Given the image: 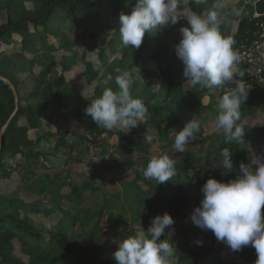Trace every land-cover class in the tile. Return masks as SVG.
Masks as SVG:
<instances>
[{
  "label": "trees",
  "instance_id": "16d2710c",
  "mask_svg": "<svg viewBox=\"0 0 264 264\" xmlns=\"http://www.w3.org/2000/svg\"><path fill=\"white\" fill-rule=\"evenodd\" d=\"M33 2L35 5L33 10H27L24 6H18V8L14 6L13 8L11 3L8 5L7 19L0 23V42L10 43L12 37L18 35L22 53L34 46L32 45L33 40H37L42 49L50 55L62 47L73 48L76 45L78 33H85L84 29H77L72 26L74 21L86 16L90 21L102 24L108 20L109 8H113L112 13L114 15L120 16L121 13L130 14L135 5V0H33ZM193 2L190 0L191 5L194 4ZM205 2L194 9L195 13L202 15V11L213 8L216 0H205ZM245 5H247L248 13L241 19L234 34L230 33L232 24L230 18L222 20L221 24L222 34L235 41L234 48L236 51L249 47L255 40L264 38L262 37V35L264 36V0H236L233 7L240 9ZM178 23L186 26L184 20ZM71 33L75 34L71 35ZM49 35L57 39V44L49 41ZM146 35L147 32L144 38ZM152 40V47L156 48L157 43L154 38ZM32 49L33 52L37 51L34 47ZM138 49L129 46L128 49L125 47L122 50L120 60L109 69L103 79L99 80V89L111 87L114 91H118L115 77L120 71L128 69L125 65ZM170 57V63L161 73V79L166 84V98L157 99L151 85L146 84L139 97L148 109L145 120L128 130L129 134L134 135L135 138L133 139L128 137L125 130H115L120 143L114 148L115 154H110L103 166L105 170L110 171V174L115 176L132 170L136 160L145 159V163L142 164V167L145 168L151 156L170 151L168 154L177 161V175L172 181L157 183L154 179H145V186L142 187L138 184L141 177L135 175L132 181L126 185L125 192L127 199L131 201L134 208L132 213L135 216L139 213V208L153 209L157 215L167 212L178 224L179 234L185 236L187 224L178 202L192 199L195 201L194 207H196L202 199L201 191H194L191 187V183L199 178L201 172L198 170L192 173L190 166L199 163V158L189 148L191 145L186 146L184 153L171 150L170 134L174 127H178L191 114L210 110L216 101L215 96H213L209 103L204 105L200 95H204L206 89H202L199 85L190 90L182 89L181 72L183 67L179 66L181 60L176 55L175 47L170 51ZM101 64H106L104 59H102ZM69 67L70 63L64 66V70H68ZM22 70L23 68L18 63L10 68L6 63L0 61V76L13 84L19 102L16 113L1 135L0 174L2 176H8L10 171L16 167L12 163H7L16 154H23L26 158L24 164L27 165V171L30 172L28 175L35 172V166L32 163H39L43 168L46 167L41 164L39 160L41 154L38 151L27 154L25 147L32 143L30 140L25 139L19 143L13 140L16 133L21 134L28 127L38 128L41 125L42 116H48L60 108L65 109L68 114L83 116L81 110L87 105L86 100L80 95L65 98L60 89L54 91L50 87L43 86V76L19 79L17 73ZM109 76L112 79L104 84L103 81L107 80ZM239 79L253 84L245 104L240 109V124L243 125L244 118L254 115L256 111L264 112V69L259 75L261 84H256L250 76L245 74L244 77H237V80ZM57 80L60 84L63 76L61 75ZM235 83L234 80L226 84L219 95L233 88ZM13 110L14 95L9 85L0 80V131ZM41 114L48 115L41 116ZM243 128L244 137L259 139L264 137V129L260 124L243 125ZM146 130L152 131L153 134H146ZM147 135L152 137L149 143L151 147L156 148L157 151L155 150L154 153L147 151L149 145L143 141ZM62 141L63 139H60V142ZM211 142L217 150V155L213 158V164L218 171L216 179L224 182L234 179L238 173L239 164L241 162L248 164L250 156L235 150L233 148L234 143L225 144L223 135L221 138L214 137ZM224 147L233 150L231 159L234 170L230 172H225L218 157L219 151ZM114 155L115 159L113 158ZM140 173L142 174L141 170ZM142 176L144 177L143 174ZM83 185L84 183L79 188H84ZM46 187V184H42L40 180L33 178L30 183L24 182L22 187L17 186L16 189L24 188L27 191L42 194ZM83 192L79 194V200L83 198ZM28 206L18 199L16 193L0 191V264H116L113 257V253L117 250L115 241L104 239L102 234L91 233L84 243H77L72 238L66 224L44 234L31 223L27 211L33 206L31 205L29 208ZM103 210H99L98 219L100 220L106 213ZM261 211L262 216H264V208ZM109 218L110 225L116 226L113 214H109ZM110 225L108 223V228ZM102 233L104 234L105 231ZM119 233L115 231L114 237H117ZM161 239L164 237L162 236ZM14 240L19 243L20 251L27 257L26 261L13 256ZM175 252L178 257V264H228V261L219 259L216 252L206 250L198 245L195 239L190 241L189 246L184 251L175 250ZM235 258H241L248 264H255L257 254L255 249L249 245L242 247L240 251H236Z\"/></svg>",
  "mask_w": 264,
  "mask_h": 264
},
{
  "label": "rangeland",
  "instance_id": "374dc122",
  "mask_svg": "<svg viewBox=\"0 0 264 264\" xmlns=\"http://www.w3.org/2000/svg\"><path fill=\"white\" fill-rule=\"evenodd\" d=\"M193 1L194 4L191 5L190 0H180V8L177 12L180 21H185L188 11L195 12L194 9L206 3L205 0ZM10 3L13 8L14 6L17 8L24 6L27 10H33L35 6L33 0H0V23L6 21L7 8ZM235 3L236 0H224V7L216 9L221 20L231 19V34L236 32L239 22L248 13L247 5L236 9L233 7ZM212 9L204 10L201 14L207 15ZM112 10L113 8H109L108 20L102 24H96L86 16L74 21L72 26L77 29H84L85 33H78L77 42L73 48L62 47L51 55L42 49L37 40L32 41V45H34L32 47L37 50L36 52H33L32 47H30L22 53L18 35H14L10 43L0 42V61L6 63L10 68L18 63L23 68L21 72L17 73L19 79L43 76V86L50 87L54 91L60 89L65 98L80 95L87 104L81 110L83 116L68 114L65 109L60 108L50 115L41 114V116H48H42L43 119L38 128L28 127L23 133H16L13 140L17 143L25 139L30 140L32 143L25 147L27 154L38 151L41 154L39 160L46 167L43 168L39 163H32L35 166V172L28 175L30 172L27 171L28 167L24 164L26 158L23 154H16L7 161V163L16 166L14 170L10 171L8 176L0 174V191L14 192L18 195L19 200L29 205L28 208L32 205L33 207L27 211L30 221L44 234L66 224L72 238L77 243H84L91 233H96L102 234L104 239L115 241L118 247V243L138 230L140 225L147 230L151 219L157 215V212L150 208H139V213L135 216L132 213L134 208L131 201L127 199L125 192L126 185L132 181L135 175L141 177L138 184L142 187L145 186V177L142 176L144 169L142 164L145 163V159L136 160L132 170L115 176L111 175L110 171L105 170L103 165L110 154H115L114 148L120 143L116 131L96 126L91 116L85 113L89 104L98 98L103 91L98 87L99 80L103 79L109 69L120 60L122 50L125 48L118 33L119 16L114 15ZM181 27L182 25L178 23L162 27L151 34L147 33L139 49L127 61L125 67L128 69L124 70L132 74L134 81L132 95L134 97L139 98L146 84L149 83L156 93L157 99L166 98V84L161 79V73L170 63V51L179 43ZM73 34L75 33H71V35ZM151 37L157 43L156 48L152 47L153 40ZM48 39L56 44L58 42L50 35ZM245 50L247 49L237 50L241 57L240 71L251 76L252 72L246 65L245 56L241 55ZM253 54L254 51L251 49L248 57ZM96 56L100 61L104 59L106 63L105 65L101 64L99 70H95L92 64L93 58ZM69 63L70 67L65 71L64 66ZM182 65V61L179 62V66L183 67ZM61 75L63 80L59 84L57 79ZM251 78L256 84L262 83L259 77L252 76ZM181 81L182 89H191L190 86L185 85L183 71L181 72ZM206 94L207 90H204V95H200L204 105L209 103V100L204 101L203 99ZM215 115L216 103L210 110L191 114L178 127H174L170 134L171 150H174L175 131L181 129L193 117L202 122L201 131L197 133L196 139L187 145H191L189 148L199 158V163L190 166L192 173L198 170L201 172L199 178L191 183L194 191H200L209 177L217 178L218 171L213 164L217 150L211 141L214 137L221 138L222 134L217 133L212 127ZM243 121V125L257 123L264 129V112L256 111L254 115L244 118ZM123 130L128 133L127 129ZM146 134L152 135L153 132L146 130ZM148 136H145L143 141L149 145L147 151L154 153L156 148L151 147L147 139ZM128 137L135 138L129 133ZM60 139L63 141L60 142ZM201 139L204 140L200 141ZM244 139L245 142L243 143H234L233 148L238 152L247 153L249 156L253 152L257 154L264 152V137L259 139L246 136ZM113 158H116L115 155ZM136 170L138 171L136 172ZM33 178L47 185L42 194H36L24 188H15L17 186L22 187L24 182L30 183ZM83 183L84 188L80 189L79 187ZM81 192H83V198L79 200L76 197L79 198ZM178 203L187 224V233L185 236H181L178 224L174 223V233L170 236V241L175 245V250L184 251L189 246L190 241L195 239L202 242L198 245L206 250L216 252V256L228 261V264H248L241 258L236 259V252H233L223 242L218 241L210 230L202 231L191 222L190 215L194 210V200H180ZM101 209H104L103 212L106 213L100 220L98 215ZM109 214L114 216L116 223L114 227L110 225ZM107 223L110 225L109 228H106ZM103 231H105L104 234ZM115 231L121 234L119 233L117 237H114ZM13 243V256L26 261L27 257L20 251L17 240H14ZM217 249L219 250L215 251Z\"/></svg>",
  "mask_w": 264,
  "mask_h": 264
},
{
  "label": "clouds",
  "instance_id": "9594fccd",
  "mask_svg": "<svg viewBox=\"0 0 264 264\" xmlns=\"http://www.w3.org/2000/svg\"><path fill=\"white\" fill-rule=\"evenodd\" d=\"M223 7V0H216L207 15L188 11L175 52L183 63L185 85L206 89L204 101L216 97L214 130L223 135L225 144H239L245 142L240 109L247 100L251 84L237 80V77H244L240 71L241 57L234 48L235 41L222 34L223 21L216 9ZM179 8L180 0H135L131 13L119 16L121 43L127 49L129 46L139 48L146 32L151 34L177 24ZM92 64L95 70L101 68L98 56L93 58ZM111 79L109 76L103 83L107 84ZM234 80L235 86L219 95L226 84ZM133 83L129 71H120L115 77L118 91L105 87L85 109L86 115L91 116L96 126L108 130L128 131L142 123L148 109L141 98L132 95ZM201 127L202 122L193 117L175 131V152L184 153ZM147 139L151 142L152 137ZM232 154L233 150L228 147L218 153L225 172L234 170ZM176 164V159L167 152L153 155L143 169V175L157 183L172 181L177 175ZM200 191L202 199L190 215L191 222L202 231L210 230L233 252L250 245L257 254L255 264H264V216L261 211L264 208V152H253L248 164L241 162L234 179L224 182L209 177ZM174 223L173 217L165 212L154 216L147 230L140 225L118 243L113 253L116 264H178L176 247L170 241Z\"/></svg>",
  "mask_w": 264,
  "mask_h": 264
},
{
  "label": "built area",
  "instance_id": "2783aa9c",
  "mask_svg": "<svg viewBox=\"0 0 264 264\" xmlns=\"http://www.w3.org/2000/svg\"><path fill=\"white\" fill-rule=\"evenodd\" d=\"M262 37H264L262 35ZM247 50L243 51L241 55H244L247 67L252 72L250 77H259L261 71L264 69V38L255 40L249 47L245 48ZM254 51V54L251 57H248L250 50ZM247 51V52H246ZM253 84H251V88ZM108 227V223L106 228Z\"/></svg>",
  "mask_w": 264,
  "mask_h": 264
},
{
  "label": "water",
  "instance_id": "95a60500",
  "mask_svg": "<svg viewBox=\"0 0 264 264\" xmlns=\"http://www.w3.org/2000/svg\"><path fill=\"white\" fill-rule=\"evenodd\" d=\"M0 80L4 81L5 83H7L14 95V110L12 111V113L10 114L9 118L6 120L5 124L3 125V128L2 130L0 131V148L2 146V133L5 129V127L8 125V123L10 122L11 118L13 117V115L16 113L17 109H18V105H19V102H18V96H17V93L15 91V88L13 86V84L6 78L0 76Z\"/></svg>",
  "mask_w": 264,
  "mask_h": 264
},
{
  "label": "crops",
  "instance_id": "0c3cea01",
  "mask_svg": "<svg viewBox=\"0 0 264 264\" xmlns=\"http://www.w3.org/2000/svg\"><path fill=\"white\" fill-rule=\"evenodd\" d=\"M15 166V165H14ZM55 176H57V175H55ZM56 178V177H55ZM52 184V183H51ZM24 185V184H23ZM84 186V185H83ZM16 188V187H15ZM83 188V187H82ZM72 192H73V194H75V192L72 190ZM75 196H76V194H75ZM78 196V195H77ZM80 196V195H79ZM76 198H78V197H76ZM79 199V198H78Z\"/></svg>",
  "mask_w": 264,
  "mask_h": 264
}]
</instances>
